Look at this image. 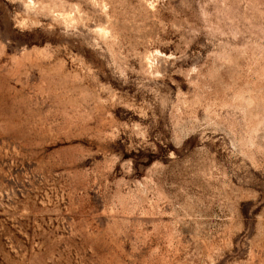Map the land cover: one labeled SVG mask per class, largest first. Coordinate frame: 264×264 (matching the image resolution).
<instances>
[{"label": "rangeland", "instance_id": "obj_1", "mask_svg": "<svg viewBox=\"0 0 264 264\" xmlns=\"http://www.w3.org/2000/svg\"><path fill=\"white\" fill-rule=\"evenodd\" d=\"M0 264H264V0H0Z\"/></svg>", "mask_w": 264, "mask_h": 264}, {"label": "bare ground", "instance_id": "obj_2", "mask_svg": "<svg viewBox=\"0 0 264 264\" xmlns=\"http://www.w3.org/2000/svg\"><path fill=\"white\" fill-rule=\"evenodd\" d=\"M66 18V17H65ZM67 19V18H66ZM71 19V18H70Z\"/></svg>", "mask_w": 264, "mask_h": 264}]
</instances>
